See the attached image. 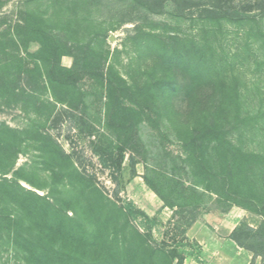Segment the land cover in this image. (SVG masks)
<instances>
[{
	"label": "trees",
	"instance_id": "1",
	"mask_svg": "<svg viewBox=\"0 0 264 264\" xmlns=\"http://www.w3.org/2000/svg\"><path fill=\"white\" fill-rule=\"evenodd\" d=\"M101 1L24 0L19 19L0 31V106L20 107L28 117L21 129L0 122V227L14 235L24 264H184L182 252L154 245L152 233L134 223L139 214L150 219L145 211L111 199L81 168L51 131L66 122L120 173L127 154L133 169L143 153L147 185L165 206L191 214L189 226L207 194L225 212L239 205L260 215V226L241 223L230 237L264 264V92L255 93L235 70L245 61L264 71V0H132L161 13L173 3L179 21L192 7L199 16L195 34L136 26L140 66L149 63L130 80L107 66L111 50L93 13ZM230 26L240 28L241 48H224ZM33 42L36 52L28 48ZM65 55L74 57L72 67L62 64ZM179 70L189 79L183 109L174 104ZM85 76L104 94L106 132L99 115H90ZM162 121L180 153L163 144L152 163L140 131ZM21 153H31V162L8 178ZM24 173L43 179L49 193L25 189L18 177L44 186Z\"/></svg>",
	"mask_w": 264,
	"mask_h": 264
},
{
	"label": "rangeland",
	"instance_id": "2",
	"mask_svg": "<svg viewBox=\"0 0 264 264\" xmlns=\"http://www.w3.org/2000/svg\"><path fill=\"white\" fill-rule=\"evenodd\" d=\"M23 9L24 0H0V31H4L14 24L19 19ZM93 13L102 23L101 30L111 50L107 66L109 63H112L129 80L131 74L137 75L140 70L139 67H141V61L137 55L138 47L132 38L135 33L133 29L136 26H142L147 30L156 28L165 32V34L185 35L188 33L195 34L198 31V25H194V21H192V19H197L199 16L197 7L187 9V18L182 21L178 20V11H176L173 3H169L167 11L161 13L146 10L135 4L132 0H102L95 7ZM229 28L227 39L223 40L224 48L227 49L229 42L233 46L231 48H241L242 44H244V39H242L240 28L237 26H230ZM28 48L30 52H36L39 45L33 42L29 44ZM219 51H222L221 48ZM148 63L149 61H145L141 68L145 70ZM238 63L235 70L237 73L242 74L250 88L255 90L257 94H260L258 91L264 92V71L259 72L254 67H249V63H245V61H238ZM62 64L72 67L74 57L72 55L63 56ZM227 69L232 70L233 65L228 63ZM174 74L179 84H182L174 99V104L177 108L183 109L186 107L183 87L189 80L188 75L181 70L175 71ZM82 84L93 93L89 98L91 104L89 109L90 115L92 118L99 115V120L101 118L102 123L98 121L97 126L101 131L106 132L103 123L104 94L98 90L99 87L95 81L88 76L83 78ZM259 97L260 95L256 96V100H253L254 105L259 103ZM0 122H5L13 128L21 129L26 126L28 117L20 107L3 104L0 106ZM158 125L145 122L142 124L140 131L142 141L146 146L152 148V152L149 155L151 159L147 157L152 163L154 162L153 155L162 151L160 148L163 144L166 145L167 150L173 151L175 155L180 153V146L175 142V136L169 123L167 124L165 121H162ZM51 131L58 136L59 141L67 151L74 152L76 160L82 162L81 168L86 169L89 174L95 177V181L111 199L120 203H131L137 209L145 211L150 219H146L139 214L136 219H133L134 223H136L141 231L146 232L149 230L152 233L154 245L177 248L182 252L186 256L184 264H205L206 261L208 264H211L205 258L203 246L199 240L191 236L193 226L206 224L214 229L215 225H220L227 216L232 221L231 223L237 222L236 226L241 223H246L253 227L261 225L262 217L257 213L239 205H233L229 211L225 212L221 206L213 203L212 196L207 194L197 211L196 221L189 226L188 221L191 219V214L188 212L179 213L165 206L159 195L147 185L145 181L147 171L145 155L143 153L138 155L139 162L133 168L134 170L129 165V155L127 154L123 163V170L120 173L115 165H110L111 163L106 164L94 152L88 138L80 136L76 129L70 130L66 122L52 128ZM31 157V153H21L15 168L5 176L15 178L14 170L23 166L26 162H31ZM41 175L44 176L45 174L42 173ZM24 176H29L33 181H38V183L42 184L41 186H44H35L23 177H18L19 183L25 189L40 195H47L49 193L48 184L44 183L43 179H38L26 173H24ZM115 176L119 178V184H117ZM11 236L7 227H0V264H24V252L17 247ZM256 258L261 263V257Z\"/></svg>",
	"mask_w": 264,
	"mask_h": 264
},
{
	"label": "crops",
	"instance_id": "3",
	"mask_svg": "<svg viewBox=\"0 0 264 264\" xmlns=\"http://www.w3.org/2000/svg\"><path fill=\"white\" fill-rule=\"evenodd\" d=\"M231 222L227 216L220 225H215L214 229L206 224L193 226L191 236L199 240L205 258L211 264H260V260L255 259L251 251L240 247L230 237L237 225V222Z\"/></svg>",
	"mask_w": 264,
	"mask_h": 264
}]
</instances>
